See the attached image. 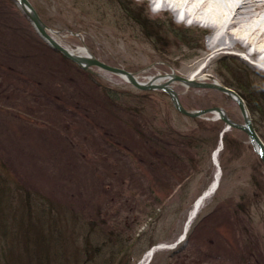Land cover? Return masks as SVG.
Instances as JSON below:
<instances>
[{
    "label": "rangeland",
    "instance_id": "rangeland-1",
    "mask_svg": "<svg viewBox=\"0 0 264 264\" xmlns=\"http://www.w3.org/2000/svg\"><path fill=\"white\" fill-rule=\"evenodd\" d=\"M30 1L63 44L141 81L203 68L244 97L264 138V64L238 46L208 52L210 25L152 0ZM81 69L17 0H0V209L31 224L0 235V264H264V162L248 134L180 112L165 90ZM172 84L186 107L221 105L243 122L223 90Z\"/></svg>",
    "mask_w": 264,
    "mask_h": 264
},
{
    "label": "bare ground",
    "instance_id": "bare-ground-1",
    "mask_svg": "<svg viewBox=\"0 0 264 264\" xmlns=\"http://www.w3.org/2000/svg\"><path fill=\"white\" fill-rule=\"evenodd\" d=\"M152 2L161 3L159 10L171 6L175 11L182 10L183 19L189 18L192 22L202 21L210 25L213 31L208 36V52H219L223 48L238 46L254 60L264 64V0H152ZM216 30L217 34L215 35L214 31ZM82 50L85 53H90L86 47H83ZM203 70L198 67L187 76L205 80V77H199ZM167 80H169V74L161 75L156 79L160 82ZM216 80L218 81V79ZM215 155L218 159L219 148L215 150ZM220 178L221 168L216 170L211 182L194 200L188 226L200 211L204 199L215 191L220 183ZM151 256L152 252L149 249L145 253L143 261L148 260Z\"/></svg>",
    "mask_w": 264,
    "mask_h": 264
},
{
    "label": "water",
    "instance_id": "water-1",
    "mask_svg": "<svg viewBox=\"0 0 264 264\" xmlns=\"http://www.w3.org/2000/svg\"><path fill=\"white\" fill-rule=\"evenodd\" d=\"M17 2L21 6L23 11L27 14V16L30 18L33 25L35 26V28L37 29L38 33L41 36L53 48L62 52L64 55L77 62L84 69L92 71L93 70L92 66L97 65L99 67L126 75L125 77L139 88H145V89L154 88V89L165 90L170 95L174 106L180 112L193 117L202 116L208 112H214L217 118H220L225 122V126H224L225 130H228L230 127L244 130L248 134L250 141L252 142V144L254 145L255 149L257 150L261 159L264 162V139L254 125L251 111L244 97L232 87H229L228 85L221 83L219 81H206V80L196 79L193 77H189L187 75L178 74L175 71H172L171 73H167L169 74V80L165 82L156 81L158 76L151 77L148 81H141L138 79L135 72L128 70L125 67L108 63L100 59L91 52L88 54L85 53L82 49L69 48L54 36V34L52 33L53 32L52 28L49 27V25L44 21V19L42 18V16L40 15V13L38 12L36 7L32 4L30 0H17ZM174 79L181 80L184 84L189 86L213 87L223 90L230 97H232L234 100L237 101L241 113L243 115V122H239L231 118L227 113L226 109L221 105H214V106L196 108V109H190L186 107L180 98L179 92L177 91V89H175V87L172 84V80ZM185 235H186V229H185ZM182 239H179V241ZM160 246L162 245L160 244L156 245V247H160ZM156 247L153 248L151 252H154Z\"/></svg>",
    "mask_w": 264,
    "mask_h": 264
},
{
    "label": "trees",
    "instance_id": "trees-1",
    "mask_svg": "<svg viewBox=\"0 0 264 264\" xmlns=\"http://www.w3.org/2000/svg\"><path fill=\"white\" fill-rule=\"evenodd\" d=\"M134 17L136 18V19H138V22H141V23H143V16L142 15H138V14H135L134 15ZM12 66V65H11ZM81 71H82V73H83V71H84V69H81ZM86 71V70H85ZM6 72H8V73H10L9 71H6ZM106 89H107V91L109 92V94H107L108 96L111 94V92L112 91H114L113 89L111 90V88L110 87H105ZM258 129V128H257ZM262 136V135H261ZM264 139V138H263ZM2 180H0V185L2 184ZM4 205V204H3ZM22 209H23V211H22V213L23 212H25V206H23L22 207ZM6 211H5V208L3 207L2 209H0V235H1V237L2 238H5V236L3 235V234H5V232L7 233L8 231L10 232V231H12L13 230V227L11 228L9 225H11L12 223L14 224H16V225H20V228L22 229H25L26 228V230L28 229V227H30V223L28 222V215H27V213H23V214H20L19 215V212H16V214H12L13 216H12V219L10 220L9 218H8V216H6ZM16 215V216H15ZM18 219V220H17ZM11 223V224H10ZM89 223L90 224H93V225H95V222L94 221H89ZM92 225V226H93ZM40 234V236L42 235L41 233H39ZM38 238H40V237H38ZM181 247V248H180ZM179 248H176L175 250H173V252L174 253H177V252H179L181 249H182V246H180ZM43 252H41L40 254H42ZM5 259H6V257H5ZM113 259V258H112ZM39 262V264H41V262H42V264H48V262H45L44 260H39L38 261Z\"/></svg>",
    "mask_w": 264,
    "mask_h": 264
},
{
    "label": "snow or ice",
    "instance_id": "snow-or-ice-1",
    "mask_svg": "<svg viewBox=\"0 0 264 264\" xmlns=\"http://www.w3.org/2000/svg\"><path fill=\"white\" fill-rule=\"evenodd\" d=\"M157 7H159V3H157Z\"/></svg>",
    "mask_w": 264,
    "mask_h": 264
}]
</instances>
